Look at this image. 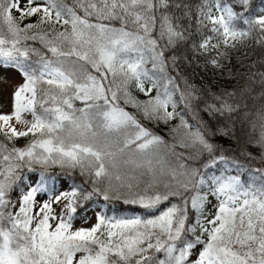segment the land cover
<instances>
[{"label": "snow or ice", "instance_id": "snow-or-ice-1", "mask_svg": "<svg viewBox=\"0 0 264 264\" xmlns=\"http://www.w3.org/2000/svg\"><path fill=\"white\" fill-rule=\"evenodd\" d=\"M0 72V264H264V7L0 0Z\"/></svg>", "mask_w": 264, "mask_h": 264}, {"label": "trees", "instance_id": "trees-1", "mask_svg": "<svg viewBox=\"0 0 264 264\" xmlns=\"http://www.w3.org/2000/svg\"><path fill=\"white\" fill-rule=\"evenodd\" d=\"M22 3H24V2H22ZM254 3L257 7V11H259V9L261 7H264V0H254ZM34 19L35 18H33V20ZM200 63H202V61H200ZM189 73L192 75L193 82L197 86H207V87H211L212 89H217L226 83L225 81L221 80L218 75L214 74L210 68L208 70H205L203 67H195L194 66L193 69H189ZM135 95H137L138 98L141 100L146 99V97L142 93H135ZM77 106L79 107L81 105H79V103H77ZM128 110L131 112H135V109H132L130 107L128 108ZM142 122L147 127L152 129V131H154L160 135H164L166 140L169 139V137L167 135H165L167 132V128L164 125H162V124L161 125H155V124L149 123L147 121H142ZM173 123H178V121H173ZM27 139H31V137H29ZM26 142H27L26 139H21V140L17 141V144L22 145ZM224 143L226 144L227 142H224ZM253 151L255 152L256 150H253ZM256 166H259V164L256 163ZM54 171L56 173H59L60 170L55 169ZM75 177H76L75 182L80 183L81 179L79 177L78 171L75 173ZM88 207H91V205H89ZM110 207H112V206L110 205ZM115 207L119 210L118 214L131 215L133 213L141 211L140 209L136 208L135 206H124V205L117 204V205H115ZM82 211H84V210H80L77 214H80ZM109 214H111V213H109Z\"/></svg>", "mask_w": 264, "mask_h": 264}, {"label": "rangeland", "instance_id": "rangeland-1", "mask_svg": "<svg viewBox=\"0 0 264 264\" xmlns=\"http://www.w3.org/2000/svg\"><path fill=\"white\" fill-rule=\"evenodd\" d=\"M25 0H21V3ZM18 79V80H16ZM22 83V79L18 74L12 72H0V113H9L12 110V92L14 88ZM30 119V117H28ZM71 181L68 179H61L58 184L55 185L54 195H58L59 192L69 190ZM47 196L41 197V199H47ZM55 207V206H54ZM59 209H57L58 211ZM126 215V214H122ZM132 215V214H131ZM94 215L92 211L85 213L82 211L77 214V219L74 221V227H88L94 223Z\"/></svg>", "mask_w": 264, "mask_h": 264}, {"label": "bare ground", "instance_id": "bare-ground-1", "mask_svg": "<svg viewBox=\"0 0 264 264\" xmlns=\"http://www.w3.org/2000/svg\"><path fill=\"white\" fill-rule=\"evenodd\" d=\"M16 80H18V79H16Z\"/></svg>", "mask_w": 264, "mask_h": 264}]
</instances>
